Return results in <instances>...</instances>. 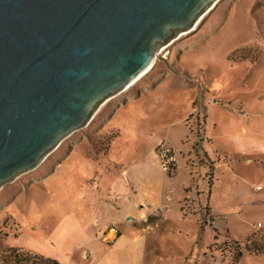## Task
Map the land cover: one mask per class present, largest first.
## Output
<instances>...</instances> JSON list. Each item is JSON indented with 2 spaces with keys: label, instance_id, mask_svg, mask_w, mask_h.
<instances>
[{
  "label": "rangeland",
  "instance_id": "rangeland-1",
  "mask_svg": "<svg viewBox=\"0 0 264 264\" xmlns=\"http://www.w3.org/2000/svg\"><path fill=\"white\" fill-rule=\"evenodd\" d=\"M209 9L154 51L142 80L1 184L0 264H98L72 253L98 215L148 231L107 252L113 264H264V0Z\"/></svg>",
  "mask_w": 264,
  "mask_h": 264
},
{
  "label": "water",
  "instance_id": "water-1",
  "mask_svg": "<svg viewBox=\"0 0 264 264\" xmlns=\"http://www.w3.org/2000/svg\"><path fill=\"white\" fill-rule=\"evenodd\" d=\"M215 0H0V186L33 169Z\"/></svg>",
  "mask_w": 264,
  "mask_h": 264
},
{
  "label": "crops",
  "instance_id": "crops-1",
  "mask_svg": "<svg viewBox=\"0 0 264 264\" xmlns=\"http://www.w3.org/2000/svg\"><path fill=\"white\" fill-rule=\"evenodd\" d=\"M148 185L152 186V184H145L141 186H143L142 188L147 191V188L150 187ZM157 191H158V194L156 193L157 195L162 194L160 188L157 189ZM101 200L102 199H100L99 197V202L102 204L101 207H104V205H106V207L109 206L108 208H110V210L114 212L111 204L109 205L107 202ZM157 200L159 202L161 201L162 203L160 197ZM92 206L94 207L95 204ZM119 208L117 209V212L119 211ZM137 212H139V210ZM164 215L166 217L167 213ZM116 221L118 222L121 221V223L114 224L113 222ZM128 225L129 224H127L124 219L117 218L116 216L107 219H104V217H100L99 215L94 216L90 219L89 223L86 226L80 227L82 230V236L80 237V240L74 247L72 253L76 252V250L81 249L83 255H86L85 257L86 259L90 257L93 263L97 261L98 264H101L102 263L101 261H104V263L106 264L107 262H109L104 256L105 254H107V252L112 250L114 252H118L121 249L119 247L125 246L127 243H131L135 245V243H138L142 238L147 237L148 231L145 232L138 228L136 229ZM121 227L123 231H121ZM129 253L130 250L127 249L126 254ZM109 263L113 264L111 259Z\"/></svg>",
  "mask_w": 264,
  "mask_h": 264
},
{
  "label": "bare ground",
  "instance_id": "bare-ground-1",
  "mask_svg": "<svg viewBox=\"0 0 264 264\" xmlns=\"http://www.w3.org/2000/svg\"><path fill=\"white\" fill-rule=\"evenodd\" d=\"M210 10V9H209ZM206 12V11H205ZM208 12V11H207ZM206 14V13H205ZM186 32V31H185ZM165 48V46H160V49L158 50L157 53L162 52V50ZM157 53H153V57L151 59L150 64L144 68L142 71H140L123 89V91L129 89L130 87L134 86L137 82H139L140 80H142L152 69L153 67L156 65L157 60H156V54Z\"/></svg>",
  "mask_w": 264,
  "mask_h": 264
},
{
  "label": "trees",
  "instance_id": "trees-1",
  "mask_svg": "<svg viewBox=\"0 0 264 264\" xmlns=\"http://www.w3.org/2000/svg\"><path fill=\"white\" fill-rule=\"evenodd\" d=\"M257 253H261L262 251H256ZM264 253V252H263ZM14 254V253H13ZM11 255V254H10ZM18 255V252L17 254ZM27 260L32 258L31 264H59V262L52 258H43L42 256H25Z\"/></svg>",
  "mask_w": 264,
  "mask_h": 264
},
{
  "label": "built area",
  "instance_id": "built-area-1",
  "mask_svg": "<svg viewBox=\"0 0 264 264\" xmlns=\"http://www.w3.org/2000/svg\"><path fill=\"white\" fill-rule=\"evenodd\" d=\"M161 166L163 167V169L165 170H167V167H166V165L165 164H161ZM140 219H142V220H144L145 222H147V216H141V218ZM126 223H130V224H132V223H134L135 221H136V218L135 217H129V218H126Z\"/></svg>",
  "mask_w": 264,
  "mask_h": 264
}]
</instances>
